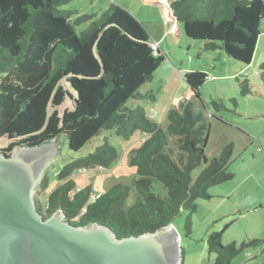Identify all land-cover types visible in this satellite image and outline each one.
Masks as SVG:
<instances>
[{"label": "trees", "instance_id": "1", "mask_svg": "<svg viewBox=\"0 0 264 264\" xmlns=\"http://www.w3.org/2000/svg\"><path fill=\"white\" fill-rule=\"evenodd\" d=\"M72 1L0 0V140L10 141L0 154L10 156L17 148L41 146L53 139H63L78 152L104 131L116 130L126 141L142 132L145 141L130 153L139 175L133 188L116 185L93 202L92 187L75 191L76 171L109 169L118 160L117 150L105 143L64 167L45 211L37 200L38 211L46 219L62 211L65 220L77 227L106 226L119 239L156 233L182 211L195 212L198 200L211 199L212 187L234 178L228 171L233 145L211 161L206 155L210 124L198 107L206 108L200 91L211 77L205 72L183 76L196 101L169 110L164 130L154 119L156 113L150 115L140 105L128 107L131 100L157 101L152 92L140 93L166 60L160 47L154 52L147 23L116 4L101 15L80 16L63 9ZM169 2L187 37L202 41L206 52L221 51L243 65L253 62L264 0ZM82 24L87 27L78 34ZM260 76L264 83V63ZM239 85L243 96L251 94L248 80ZM67 98L73 108L61 114L59 108ZM212 106L221 112V102L212 101ZM172 140L176 148L171 147ZM155 181L163 185L166 197L154 192ZM48 185L45 174L38 188L45 191ZM132 189L136 199L129 205ZM226 229L207 239L209 253L216 256L214 264H231L247 247L224 246ZM261 243L254 240L249 245Z\"/></svg>", "mask_w": 264, "mask_h": 264}, {"label": "rangeland", "instance_id": "2", "mask_svg": "<svg viewBox=\"0 0 264 264\" xmlns=\"http://www.w3.org/2000/svg\"><path fill=\"white\" fill-rule=\"evenodd\" d=\"M118 3L131 7V13L139 21L147 23L151 42L158 43L166 56L153 81L140 90L144 95L152 92L157 101L131 100L128 107L133 109L140 105L150 115L156 113L154 119L167 130V112L186 101H196L183 76L186 73L205 72L211 77L200 91L206 108L202 109L198 104V111L204 113L210 124L206 149L208 160L218 157L226 147L233 145L228 171L234 178L212 187L209 190L211 199L198 200L195 212L182 211L172 223L179 236L182 264H214L216 256L209 253L207 239L213 232L225 228L222 237L224 246L236 244L240 248L247 245L231 264H264V83L260 76L264 63V18L260 24L261 35L254 60L250 65H243L221 51L206 52L203 42L188 38L182 26L179 34H167L171 22L159 12L160 5L150 7L153 5L145 4L144 0H74L63 9L76 11L80 16L101 15L112 4ZM86 27L87 24L78 26L77 33L80 34ZM244 80L249 81L252 90L247 96L241 94L239 85V81ZM63 83L69 87L67 82ZM212 101L222 103L220 113L215 112ZM71 108L73 103L67 98L59 110L63 114ZM210 114H216L218 118H212ZM144 141L140 131L126 141L118 137L116 130H109L94 137L78 152L71 151L64 142L45 173L49 178L48 188L45 191L40 188L36 190L35 197L41 208L46 210L47 197L60 185L59 174L64 167L93 153L105 143L117 150L118 160L109 169L76 171L72 175L76 183L75 191L92 187L90 202H93L116 185L133 188L139 175L137 168L131 165L130 153L139 149ZM9 144L8 139L0 140V149L7 148ZM170 145L176 148V141L172 140ZM202 169L198 168L192 176L196 178ZM154 192L162 197L167 196L165 188L158 181L154 182ZM135 199L136 193L132 189L128 204L132 205ZM254 240H261L262 243L249 245Z\"/></svg>", "mask_w": 264, "mask_h": 264}, {"label": "water", "instance_id": "3", "mask_svg": "<svg viewBox=\"0 0 264 264\" xmlns=\"http://www.w3.org/2000/svg\"><path fill=\"white\" fill-rule=\"evenodd\" d=\"M166 7L180 26L169 1ZM63 143L53 139L0 154V264H182L172 224L119 239L106 226L77 227L62 211L47 219L38 211L36 190Z\"/></svg>", "mask_w": 264, "mask_h": 264}, {"label": "crops", "instance_id": "4", "mask_svg": "<svg viewBox=\"0 0 264 264\" xmlns=\"http://www.w3.org/2000/svg\"><path fill=\"white\" fill-rule=\"evenodd\" d=\"M167 1H170V0H144V3L153 5V6H150V7H159L158 5H160L159 12L161 11L165 15L166 20L171 22L170 30L166 31V33L167 34H175L176 35V34L180 33L181 25L178 26L174 20H171L172 18L170 17L169 10L166 9L167 8L166 7ZM118 5L123 7V8H125V9H127L130 12H132V10H133L131 7H128V5H122L120 3H118ZM156 9H158V8H156ZM137 14H139V11H137ZM141 14H142L143 17H145L144 13H141Z\"/></svg>", "mask_w": 264, "mask_h": 264}, {"label": "built area", "instance_id": "5", "mask_svg": "<svg viewBox=\"0 0 264 264\" xmlns=\"http://www.w3.org/2000/svg\"><path fill=\"white\" fill-rule=\"evenodd\" d=\"M151 46H152L154 52H157L159 47H160L158 43H151ZM99 169H103V168L101 167Z\"/></svg>", "mask_w": 264, "mask_h": 264}, {"label": "clouds", "instance_id": "6", "mask_svg": "<svg viewBox=\"0 0 264 264\" xmlns=\"http://www.w3.org/2000/svg\"><path fill=\"white\" fill-rule=\"evenodd\" d=\"M171 20H173V19H171Z\"/></svg>", "mask_w": 264, "mask_h": 264}]
</instances>
